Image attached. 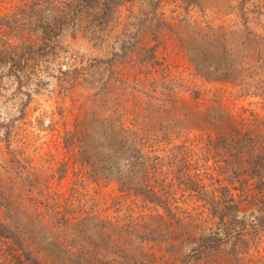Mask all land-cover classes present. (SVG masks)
<instances>
[{"label":"rangeland","instance_id":"rangeland-1","mask_svg":"<svg viewBox=\"0 0 264 264\" xmlns=\"http://www.w3.org/2000/svg\"><path fill=\"white\" fill-rule=\"evenodd\" d=\"M27 1L0 0V22L16 16ZM238 3L163 0L157 14L164 25L157 30L152 24L153 31L145 32L139 40L142 48L155 46L156 59L166 66L165 71L145 74L134 62L121 65V84L114 94L106 95L110 97L105 104L103 95L97 98V91L82 79L68 91L56 79L59 71L80 69L117 50L122 39L120 25L128 22L129 11L136 12L138 1L122 7L120 25H115L102 43L94 40V30L86 23L67 28L61 37L64 51L34 65L21 88L8 76L7 68L0 67V219L16 226L23 243L41 264H72L68 246H56L75 240L71 227L62 230L66 236H58L60 230L54 227L52 218L57 211L74 218L72 224L85 219V237L79 243L90 253L86 264L109 260H119L120 264H182L184 260L186 264H264V236L245 247L239 245L238 250L243 252L237 259L231 256L230 242L196 259L191 240L214 230L215 220L185 186H180L175 174H168L172 147L184 143L193 146L194 139L201 135L215 137L249 118L250 112L264 116V100L242 98L225 82H205L196 77L184 49L196 36L205 35L208 26L214 35L238 40L243 30ZM244 8L249 29L264 37V0H247ZM20 34L30 40L35 36ZM15 36L12 29L0 25V42H12ZM170 79L178 94L172 110L165 90V82ZM111 110L117 111L124 129L134 130L141 124L137 114L143 115V122L148 110L159 115L162 131L168 122L176 124V132L169 137L172 145L167 146L168 140L160 137L154 147L161 167L156 181L151 180L153 186L94 184L84 175L79 157L65 149V134L76 131L95 151L99 131L112 117ZM123 156L120 182L137 178L128 174L124 161L128 158ZM205 184L208 190L216 187L211 181ZM145 187L159 196L157 206L145 199L144 191H140ZM167 207L174 218L166 214L163 208ZM243 212L248 215L250 209L244 207Z\"/></svg>","mask_w":264,"mask_h":264},{"label":"trees","instance_id":"trees-1","mask_svg":"<svg viewBox=\"0 0 264 264\" xmlns=\"http://www.w3.org/2000/svg\"><path fill=\"white\" fill-rule=\"evenodd\" d=\"M136 1L140 6L136 12L129 11L128 22L120 25L122 7ZM162 3L163 0H28L16 16L0 22V25L12 29L16 35V42H0V67H6L8 76L21 88L34 65L39 66L40 62L52 60L64 51L61 37L67 28L86 23L88 28L94 30V40L102 43L110 30L120 25L122 32L119 34L122 39L115 38L118 40V49H113L109 57L93 59L88 66L80 69L59 71L60 77L56 79L66 91L82 79L83 83L97 91V98L103 95L102 103L105 104L108 97L116 92L117 84H121L118 76L121 65L134 62L138 68L145 70V74L157 69L165 71L166 66L156 59L155 46L142 48L139 40L145 32L153 31L152 24L155 23L157 30L164 25L157 14ZM246 3L247 0H239L238 3L243 19V30L238 40L233 36L214 35L216 33L208 26L205 35L196 36L191 43L184 45V49L189 66L199 79L205 82H225L242 98L264 100V37L249 29L248 18L244 14ZM27 32L35 34L33 40L23 38L20 34ZM165 83L172 110L178 98L176 85L173 79ZM194 96L197 97V92H194ZM110 113L112 117L104 121L99 131L100 138L97 137L98 146L95 151H92L93 147L86 146L85 139L76 131L65 134V149L72 150L79 157L77 162L86 170L84 175L94 184L102 182L104 186L111 183L119 186H153L151 180L156 181L155 177L159 175L157 172L161 167V159L155 154L154 147L158 145L160 137L168 140L167 146L172 145L169 137L176 132V124L168 122L162 131L158 127L159 115L148 110L143 122V115L137 114L141 124H136L134 130L124 129L117 119V111L111 110ZM170 152L171 162L168 167L171 171L168 174H175L180 186H185L187 192L202 203L208 215L215 220L214 230L191 240L195 244L193 256L196 259L207 257L211 251L229 242L231 256L237 259L240 251L243 252L238 250L239 245L245 247L250 241L262 240L264 116L250 112L249 118L241 119L228 131L215 137L198 136L193 146L184 143L172 147ZM123 154L128 158L124 160L128 174L137 175V178H129L126 182H120L118 178L121 173L119 162ZM134 167V170L130 169ZM64 175H60V179ZM205 181L213 182L215 189L208 190ZM140 191H144L148 202L158 205L159 196L152 189L145 187ZM244 207L250 209L248 215L243 212ZM163 209L168 216L172 215L168 207ZM65 214L54 212L53 225L60 230V237L66 236V233H61L65 231L64 228L71 227V236L75 240L67 242L65 246L61 243L56 246L59 249L68 246L66 252L71 253L68 258L72 264H86L90 253L79 242L85 237L87 223L82 219L72 224L74 218ZM0 262L41 264L23 243L16 226L1 219ZM103 264L120 262L109 260ZM182 264H186V261Z\"/></svg>","mask_w":264,"mask_h":264}]
</instances>
